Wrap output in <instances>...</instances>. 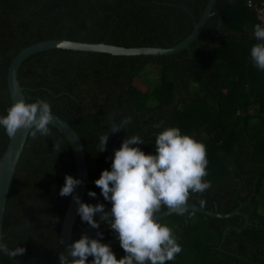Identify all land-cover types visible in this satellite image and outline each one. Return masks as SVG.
Masks as SVG:
<instances>
[{"label":"trees","instance_id":"trees-1","mask_svg":"<svg viewBox=\"0 0 264 264\" xmlns=\"http://www.w3.org/2000/svg\"><path fill=\"white\" fill-rule=\"evenodd\" d=\"M207 1L0 0V116L12 104L7 69L22 48L60 38L172 46L192 31ZM246 2L216 0L199 36L174 54L125 56L52 48L28 56L18 69L26 102L46 100L80 137L91 180L111 170L115 150L128 135L144 140L134 147L146 154L154 153L156 136L167 127H179L206 146L205 180L211 187L192 193L189 205L219 213L239 208L250 224L244 226L240 213L221 218L189 211L161 218L162 224L170 219L183 226L177 238L182 251L166 264H264V71L250 58L259 21ZM148 63L169 70L171 80L161 82L169 84L166 99L157 93L161 83L145 90L136 83ZM126 117L131 123L110 133L111 125ZM49 127L51 137L37 134L32 139L28 133L5 204L2 242L26 252L13 259L0 253V264H59V255L66 254L60 228L70 196H61L60 189L67 175L76 178L75 158L66 137ZM104 134H109L106 151L98 152ZM8 140L0 127V157ZM55 141L60 152L54 151ZM82 202L103 203L106 211L112 206L95 183L86 187ZM95 219L99 222L100 214ZM98 232L103 233L101 242L115 235L106 223L94 229L78 214L71 242L85 233L99 238ZM110 246L117 259L123 258L119 240Z\"/></svg>","mask_w":264,"mask_h":264},{"label":"clouds","instance_id":"clouds-1","mask_svg":"<svg viewBox=\"0 0 264 264\" xmlns=\"http://www.w3.org/2000/svg\"><path fill=\"white\" fill-rule=\"evenodd\" d=\"M255 40L250 48V58L254 65L264 71V25H254ZM126 117L119 124H112L110 133L124 130L131 123ZM54 116L49 102L37 98L33 103L20 99L11 104L7 114L0 116L2 127L8 138L14 139L18 130H30L32 139L37 134L51 137L49 125ZM109 134L101 135L98 152L106 151ZM139 135L124 139L120 148L115 150L111 170H103L95 181L106 201L111 202L110 211L103 203L88 204L73 195L82 180L71 175L65 177L60 189L61 196H73L78 204V214L83 222L94 229L106 223L116 235L125 252L117 259L112 247L92 238L87 233L79 240L68 245L66 254L59 255V264H166L175 259L182 251L172 228L162 224L158 215L162 209L183 216L189 212V198L192 193H203L211 187L205 180L207 173L206 146L194 136L182 134L179 127H167L155 139L153 154H146L140 147L144 144ZM54 151L60 152V142L55 141ZM88 195L95 198L96 192ZM201 205L204 201H200ZM100 214V221L95 216ZM26 252L24 247L9 249L0 242V253L13 259ZM89 257H93L89 262Z\"/></svg>","mask_w":264,"mask_h":264},{"label":"water","instance_id":"water-1","mask_svg":"<svg viewBox=\"0 0 264 264\" xmlns=\"http://www.w3.org/2000/svg\"><path fill=\"white\" fill-rule=\"evenodd\" d=\"M216 0H208L204 8L203 13L199 17L198 21L195 22L192 31L178 43L168 46H134L125 47L120 45L108 44L105 42H80L74 40H68L65 38L60 39H48L43 41H38L31 45L22 48L14 57L11 59L8 69H7V87L10 95L11 102L14 103L20 99L25 100V95L23 93V86L18 79V69L21 63L30 55L52 48H63L72 50H81L89 52H104L112 55H169L177 53L183 49H188L192 41H194L202 31L207 19L212 14V9ZM26 101V100H25ZM54 116L53 125L56 127L68 140L75 158L76 166V178L83 181L81 185H78L75 189L73 195H78L83 201L86 187L90 184H94L97 180H91L88 175V165L86 161V156L83 150L82 141L75 130L60 116L52 113ZM28 131L20 129L14 139H9L5 149L0 157V242H2L3 232V216L5 210V204L7 200V195L9 192V187L13 177L14 170L23 151V146L25 144L26 138L28 136ZM78 204L74 201L73 196H70L66 211L63 216V220L60 228V243L66 252L68 245L71 244L72 228L75 223L76 217L78 215ZM189 211L196 213H202L208 216L227 218L234 214L240 213L245 218V225H249V217L247 214L240 212L239 208L229 213H219L216 209L208 210L200 205H189ZM172 214L168 210L162 211L157 219L164 218ZM227 227L224 230L221 241H223L225 234L227 233ZM237 231H241V228H236ZM119 240L118 235H113L112 237L102 241V243L111 245Z\"/></svg>","mask_w":264,"mask_h":264},{"label":"rangeland","instance_id":"rangeland-1","mask_svg":"<svg viewBox=\"0 0 264 264\" xmlns=\"http://www.w3.org/2000/svg\"><path fill=\"white\" fill-rule=\"evenodd\" d=\"M140 77L137 78L136 83L139 85L140 88L143 90L146 89V86L148 87H154L157 84H160L163 81L171 80V74L169 70L165 67H162L160 65H154V64H146L140 71ZM169 91V84L161 83L158 86L157 93L159 96H161L163 99H166L167 93ZM196 223L199 224V218L194 220V224L196 226ZM163 224L168 225L170 228H172L174 235L176 238H178L180 235L183 234V226L178 221H172L170 219H164Z\"/></svg>","mask_w":264,"mask_h":264},{"label":"built area","instance_id":"built-area-1","mask_svg":"<svg viewBox=\"0 0 264 264\" xmlns=\"http://www.w3.org/2000/svg\"><path fill=\"white\" fill-rule=\"evenodd\" d=\"M246 3L248 7H251L255 10L259 23L264 25V1L257 3L254 0H247Z\"/></svg>","mask_w":264,"mask_h":264}]
</instances>
